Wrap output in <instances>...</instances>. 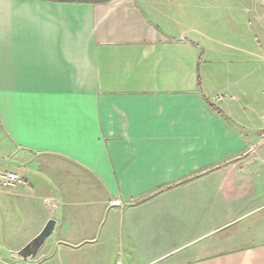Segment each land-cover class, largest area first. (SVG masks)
Returning a JSON list of instances; mask_svg holds the SVG:
<instances>
[{
    "label": "crops",
    "instance_id": "obj_1",
    "mask_svg": "<svg viewBox=\"0 0 264 264\" xmlns=\"http://www.w3.org/2000/svg\"><path fill=\"white\" fill-rule=\"evenodd\" d=\"M262 3L0 0V264H264Z\"/></svg>",
    "mask_w": 264,
    "mask_h": 264
},
{
    "label": "rangeland",
    "instance_id": "obj_2",
    "mask_svg": "<svg viewBox=\"0 0 264 264\" xmlns=\"http://www.w3.org/2000/svg\"><path fill=\"white\" fill-rule=\"evenodd\" d=\"M196 4L201 0H193ZM214 5L219 0H203ZM263 17H264V0L262 3ZM252 59L255 62L257 77H258V90L264 95V18L255 21V38L251 41Z\"/></svg>",
    "mask_w": 264,
    "mask_h": 264
},
{
    "label": "water",
    "instance_id": "obj_3",
    "mask_svg": "<svg viewBox=\"0 0 264 264\" xmlns=\"http://www.w3.org/2000/svg\"><path fill=\"white\" fill-rule=\"evenodd\" d=\"M54 228V221L49 220L40 233L34 237L28 244H26L17 255L22 259H32L35 257L38 249L44 243L46 237H48Z\"/></svg>",
    "mask_w": 264,
    "mask_h": 264
},
{
    "label": "built area",
    "instance_id": "obj_4",
    "mask_svg": "<svg viewBox=\"0 0 264 264\" xmlns=\"http://www.w3.org/2000/svg\"><path fill=\"white\" fill-rule=\"evenodd\" d=\"M261 143H264V133L261 137ZM255 148L250 150V153H254ZM22 177L16 171H0V187L3 189H13L17 185L21 184Z\"/></svg>",
    "mask_w": 264,
    "mask_h": 264
},
{
    "label": "trees",
    "instance_id": "obj_5",
    "mask_svg": "<svg viewBox=\"0 0 264 264\" xmlns=\"http://www.w3.org/2000/svg\"><path fill=\"white\" fill-rule=\"evenodd\" d=\"M47 1H57V2H102L106 0H47Z\"/></svg>",
    "mask_w": 264,
    "mask_h": 264
}]
</instances>
